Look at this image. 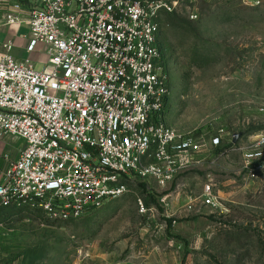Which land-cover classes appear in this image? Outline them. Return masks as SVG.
Instances as JSON below:
<instances>
[{"label":"built area","instance_id":"2783aa9c","mask_svg":"<svg viewBox=\"0 0 264 264\" xmlns=\"http://www.w3.org/2000/svg\"><path fill=\"white\" fill-rule=\"evenodd\" d=\"M174 7L163 0H0V30H24L29 56L45 57L38 69L11 55L13 38L3 42L0 142L24 145L16 159L0 154V209L76 220L136 181L164 188L205 157L236 151L246 177H260L264 135L243 145V135L235 142L224 127L204 134L166 122L171 78L160 18ZM215 188L209 179L203 204L218 207Z\"/></svg>","mask_w":264,"mask_h":264},{"label":"rangeland","instance_id":"374dc122","mask_svg":"<svg viewBox=\"0 0 264 264\" xmlns=\"http://www.w3.org/2000/svg\"><path fill=\"white\" fill-rule=\"evenodd\" d=\"M163 1L175 4L160 18L171 78L166 122L204 134L224 127L243 145L264 135V0ZM27 58L45 67L44 56ZM11 140L13 155L24 142ZM209 179L218 207L202 201ZM0 264H264V172L249 180L236 151L205 157L164 188L136 181L76 220L0 209Z\"/></svg>","mask_w":264,"mask_h":264},{"label":"crops","instance_id":"0c3cea01","mask_svg":"<svg viewBox=\"0 0 264 264\" xmlns=\"http://www.w3.org/2000/svg\"><path fill=\"white\" fill-rule=\"evenodd\" d=\"M19 30L20 29H18V27H8L7 29L4 30V32H2V35L0 34V57L4 56L7 53L6 50L3 49V42L4 40H7L9 38H13L14 40L15 47L11 51V55L13 57L18 59H25L27 56H29V54L25 50V41L21 37L17 38V36L22 35L25 31L20 30L22 31L21 34L16 33ZM11 141H12L11 138L8 137L0 142V154L8 155L11 159H16L18 157V152L21 148L18 149L13 155H10L7 150ZM3 164L4 162L0 161V166Z\"/></svg>","mask_w":264,"mask_h":264},{"label":"water","instance_id":"95a60500","mask_svg":"<svg viewBox=\"0 0 264 264\" xmlns=\"http://www.w3.org/2000/svg\"><path fill=\"white\" fill-rule=\"evenodd\" d=\"M240 137V134H236L235 136H234V141L236 142L237 141V139Z\"/></svg>","mask_w":264,"mask_h":264},{"label":"trees","instance_id":"16d2710c","mask_svg":"<svg viewBox=\"0 0 264 264\" xmlns=\"http://www.w3.org/2000/svg\"><path fill=\"white\" fill-rule=\"evenodd\" d=\"M161 49H162V51L164 52V49H163V46H162V44H161Z\"/></svg>","mask_w":264,"mask_h":264}]
</instances>
